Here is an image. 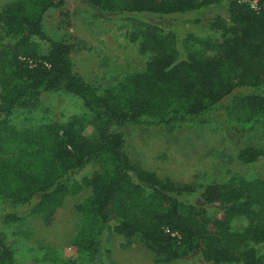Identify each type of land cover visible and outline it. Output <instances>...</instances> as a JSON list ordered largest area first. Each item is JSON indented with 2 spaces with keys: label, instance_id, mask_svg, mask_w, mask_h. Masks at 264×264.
<instances>
[{
  "label": "trees",
  "instance_id": "trees-1",
  "mask_svg": "<svg viewBox=\"0 0 264 264\" xmlns=\"http://www.w3.org/2000/svg\"><path fill=\"white\" fill-rule=\"evenodd\" d=\"M85 1L103 15L187 16L183 23L197 27L213 14L207 29L214 36H188L178 59L173 32L136 23L129 40L149 55L143 70L96 96L74 70L72 45L42 29L45 14L65 0H10L0 13V200L27 206L48 225L68 197L89 190L74 206L80 264H99L105 232L126 240L123 246L139 241L160 263L196 256L198 264H264V178L179 185L132 163L117 132L222 124L243 136L263 128L264 0ZM56 90L80 97L86 113L23 129L8 121L19 106ZM261 157L264 149L255 147L237 154L244 164ZM1 219L20 223L22 216ZM40 249L42 262L56 256ZM0 264H14L1 232Z\"/></svg>",
  "mask_w": 264,
  "mask_h": 264
},
{
  "label": "rangeland",
  "instance_id": "rangeland-1",
  "mask_svg": "<svg viewBox=\"0 0 264 264\" xmlns=\"http://www.w3.org/2000/svg\"><path fill=\"white\" fill-rule=\"evenodd\" d=\"M9 1L0 0V13ZM185 17L159 18L152 14L117 17L101 14L85 0H65L62 7L45 14L42 29L52 39L72 45L70 58L75 72L82 77L91 94L102 96L112 91L124 75L141 71L145 66L149 55H140L137 43L129 40L136 23L154 24L173 32L177 36L175 53L178 59L188 52V36H214L207 29L213 14L206 16L198 27L183 23ZM84 113L86 109L80 97L56 90L44 93L32 104L19 106L7 119L23 129L46 122L64 124L71 116ZM117 132L123 136L124 151L132 163L179 185L190 184L197 188L221 185L232 176L248 180L264 178V157L250 164L237 159L241 149H264V127L243 136L229 132L222 124L196 129L182 127L172 133L141 127L118 128ZM89 193L85 190L68 197L48 225L41 217L28 215L27 206L0 200V232L13 252L14 264H80L83 254L72 246L81 222L74 206ZM10 213L22 216V221L3 222L1 216ZM126 242L105 232L96 261L99 264H165L157 262L139 241L131 240L129 246H123ZM40 246L53 248L56 256L40 261L43 255ZM35 259L39 262H32ZM169 264H198V259L190 256Z\"/></svg>",
  "mask_w": 264,
  "mask_h": 264
},
{
  "label": "built area",
  "instance_id": "built-area-1",
  "mask_svg": "<svg viewBox=\"0 0 264 264\" xmlns=\"http://www.w3.org/2000/svg\"><path fill=\"white\" fill-rule=\"evenodd\" d=\"M250 4H251V7L256 8L255 2H251ZM166 231H167V230H166ZM171 235H172V236H175V234H173V233H172Z\"/></svg>",
  "mask_w": 264,
  "mask_h": 264
}]
</instances>
